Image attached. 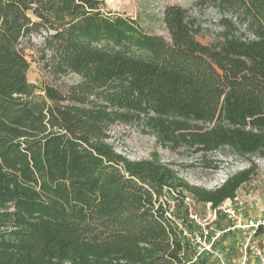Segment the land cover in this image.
Segmentation results:
<instances>
[{
  "label": "trees",
  "instance_id": "trees-1",
  "mask_svg": "<svg viewBox=\"0 0 264 264\" xmlns=\"http://www.w3.org/2000/svg\"><path fill=\"white\" fill-rule=\"evenodd\" d=\"M196 4L244 31L205 44L179 4L167 39L105 0H0V264H182L170 201L190 224L187 197L217 207L252 179L254 161L207 190L108 141L146 118L195 154L264 159V0ZM41 31L47 69L81 78L65 91L28 78L21 39Z\"/></svg>",
  "mask_w": 264,
  "mask_h": 264
},
{
  "label": "rangeland",
  "instance_id": "rangeland-1",
  "mask_svg": "<svg viewBox=\"0 0 264 264\" xmlns=\"http://www.w3.org/2000/svg\"><path fill=\"white\" fill-rule=\"evenodd\" d=\"M107 9L119 12L124 16L133 18L148 33L159 34L169 38V33L163 21L164 9L170 4H179L189 9L190 15L195 18L200 26L198 39L205 44H210L223 39L227 34L242 33L243 26L230 15L222 14L210 6H198L196 0H105ZM226 15V16H225ZM232 19V25L223 23V19ZM39 39L32 37L25 39L23 48L31 66L28 72L30 82L39 86L53 85L63 91L68 86L77 84L81 78L76 74L55 76L45 66L42 46ZM109 142L116 152L131 160L150 159L157 155L163 163L171 165L180 178L192 186L212 190L218 187L226 176L236 171L247 168L251 161L256 164L252 179L244 184L238 191L244 200L243 216L246 220L255 218L264 219V159L255 157L234 156L229 149L201 156L191 150L177 146L169 138L153 127L148 119L131 123H116L109 130ZM193 208L201 213H206V204L188 197ZM171 202V201H170ZM172 203V202H171ZM219 227L229 226V222L221 217ZM253 235L252 230L229 231L217 244V256L208 255L196 264H252L256 260L255 249L246 247L247 239ZM264 243V230L254 235L250 244L261 247ZM224 246L229 251L224 252ZM224 252V254H223ZM222 257V259H220Z\"/></svg>",
  "mask_w": 264,
  "mask_h": 264
},
{
  "label": "built area",
  "instance_id": "built-area-1",
  "mask_svg": "<svg viewBox=\"0 0 264 264\" xmlns=\"http://www.w3.org/2000/svg\"><path fill=\"white\" fill-rule=\"evenodd\" d=\"M47 35L48 33L46 31H41L29 37L39 39L43 43ZM27 38L21 39L20 47L23 46V42ZM227 177L222 180V183ZM186 200H190V198L187 197ZM171 202L169 209L166 211V215L177 222L187 244V247L180 252L182 264H196L208 255L217 256V244L226 233L235 230L245 231L246 229L252 230L253 232V235L247 239L245 244L250 250L255 249L256 260L252 264H264V243L261 247L250 244L253 236L260 234V232L258 233L259 228L262 227L264 230V219L256 220L255 218H249L246 220L244 218V200L239 193L233 199H227L217 207L212 206V203H207L206 213L204 215L197 212L190 202L186 201L190 224L177 217L175 213V201ZM221 217H224L229 222V226L225 228L219 227L218 222Z\"/></svg>",
  "mask_w": 264,
  "mask_h": 264
},
{
  "label": "crops",
  "instance_id": "crops-1",
  "mask_svg": "<svg viewBox=\"0 0 264 264\" xmlns=\"http://www.w3.org/2000/svg\"><path fill=\"white\" fill-rule=\"evenodd\" d=\"M224 250H225L224 252L227 253L229 251V248L227 246L226 247L224 246ZM224 252H223V254H224ZM214 257H215V255H214ZM220 259H222V257Z\"/></svg>",
  "mask_w": 264,
  "mask_h": 264
}]
</instances>
